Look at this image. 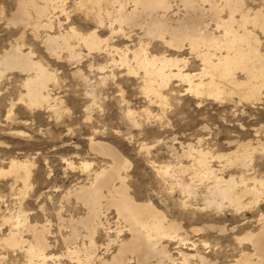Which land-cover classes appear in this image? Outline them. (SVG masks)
I'll use <instances>...</instances> for the list:
<instances>
[{
    "label": "bare ground",
    "instance_id": "obj_1",
    "mask_svg": "<svg viewBox=\"0 0 264 264\" xmlns=\"http://www.w3.org/2000/svg\"><path fill=\"white\" fill-rule=\"evenodd\" d=\"M15 2L16 11L9 17L4 7L0 9V28L11 30L7 41L0 35V80L12 72L24 77L19 103L31 111L43 108L57 114L63 108V99L53 93L59 80L51 64L66 59L77 65V77L94 103L99 94L112 89L114 85L107 84L119 78L118 72L141 81L142 92L161 105L167 103L164 91L172 83L184 88L182 97L214 103L236 95L249 102L264 92V55L256 34L260 30L264 35V14L247 9L243 0H181L183 15L169 0H80L75 5L85 9L97 26L86 35L70 26L67 0ZM104 30L109 31L108 38L99 35ZM119 39L131 45L115 46ZM157 48L164 51L158 54ZM97 58L105 59V64H98ZM191 59L201 63L200 72H189ZM83 62L89 63V75L79 68ZM125 117L139 125L133 112ZM202 141L196 146L181 144L180 152L171 147L175 166L156 171L163 181L171 180L170 190L183 196V210L226 219L227 214L241 217L257 208L264 198V178L254 163L257 154L264 158V140L228 141L226 145L235 149L217 155L210 145L204 149ZM89 143L90 150L109 163L91 170V163L67 162L68 168L85 169L88 176L84 182L78 179L59 200L56 226L44 204L38 207L44 223L33 221L24 208L34 161L18 157L10 161L4 174L13 176L12 189L21 183L22 198L5 209L0 203V264L49 260L53 264H64L63 260L68 264H217L209 258L208 234L224 240L236 227L205 225L187 230L153 201L137 200L129 185L132 163L118 149L97 138H89ZM184 160L191 164L186 166ZM77 208L85 214L78 216ZM259 224L257 232L235 237L241 255L231 264H264L263 216ZM59 244L64 252L57 256L51 250Z\"/></svg>",
    "mask_w": 264,
    "mask_h": 264
},
{
    "label": "rangeland",
    "instance_id": "obj_2",
    "mask_svg": "<svg viewBox=\"0 0 264 264\" xmlns=\"http://www.w3.org/2000/svg\"><path fill=\"white\" fill-rule=\"evenodd\" d=\"M79 1L67 0L69 8L67 11L70 12L72 21L70 26H74L80 33L86 35L96 30L97 26L92 17H87L85 9L75 5ZM169 1L174 6L180 7L181 15L185 13L184 8L180 6L181 0ZM243 1L247 9L261 11L264 14V0ZM15 5V0H0V9L4 7L6 17L16 11ZM177 7H175L176 12ZM61 21L66 22V17H61ZM67 27L68 25L63 27V30ZM10 31L5 26L0 28L3 41L8 40ZM256 34L264 55V35L260 30H256ZM99 35L102 38H108L110 33L104 30ZM134 41L136 44L137 39ZM124 44L131 45L122 39L114 43L115 46H120L119 48L124 47ZM82 51L87 53L84 49ZM163 51L162 48L156 49L158 54ZM64 62L51 64L52 69L57 70L59 80V85L53 93L63 99V108L57 114L43 108L31 111L19 103L24 77L12 72L0 80V203L2 208L5 209L6 205L11 207L22 198L19 195L21 183L17 182L12 189L13 176L5 175L4 171L9 169L12 159L28 158L34 161L35 165L32 166V177H30L32 188L30 187V191L23 199L24 208L29 211L33 221L44 223L45 217L38 208L44 204L48 219L56 226L55 215H57L59 200L77 183L78 179L84 182L88 176V171L85 169L81 171V169L68 168L67 162L73 161L76 166L81 163H91V170H98L109 163V159L100 157L90 150L89 138H97L98 141L106 142L118 149L131 161L128 173L129 185L138 201H153L157 207L167 212L171 219L183 222L187 230L205 225H225L229 229L236 227V232L224 240L212 233H209L206 238L212 246L209 258L217 264H231L241 255L235 237L245 235L246 231L257 232L260 229L259 220L262 216L264 217V198L260 202L261 205L259 204L251 211L248 210L241 217L227 214L226 219H217L210 214H193L192 210H183V196L177 190H170L171 180H168L169 183L163 181L156 171L157 168L175 166L176 161L171 147L180 152L181 144L196 146L199 140H203L204 149L210 145L212 152L217 155L226 154L235 149V146L229 148L226 145L228 141L246 142L254 141L256 138L264 140V92L262 91L260 99L249 102L241 100L240 96L236 95L223 103H214L210 100L195 101L187 96L182 97L184 88L179 87L177 83H172L164 91L167 103L161 105L159 101L153 97L148 98L142 92L141 81L138 82L135 77H126L124 73L118 72L117 74L121 73L119 78L117 77L115 81L110 80L111 82L107 84V87L114 85L112 89L105 94H99V98L94 103L87 96L88 88L77 77V65L67 59ZM83 63L79 65V68L88 70L89 63ZM97 63L105 64V59L97 58ZM201 70V63L191 59L189 72L198 73ZM88 71L86 72L89 75ZM240 79L244 80V77L240 76ZM128 111L135 114L138 126L127 120L125 116ZM204 127L208 129L204 130ZM184 161L186 166L191 164L189 160ZM254 167L258 175L264 178V158L260 154L255 156ZM49 198L54 204L49 202ZM76 212L78 216L85 214L81 208H77ZM110 216L113 223L114 212ZM55 226H53L54 232L57 231ZM105 239L100 237L101 243H106ZM247 248L246 251L252 253V249L248 246ZM172 251L175 252V250ZM51 252L58 256L64 250L59 244ZM206 252L210 251L205 250ZM9 257L12 258L10 254ZM109 259L110 257L106 256V260ZM63 262L68 264L65 260ZM47 264H53V261L49 260Z\"/></svg>",
    "mask_w": 264,
    "mask_h": 264
}]
</instances>
